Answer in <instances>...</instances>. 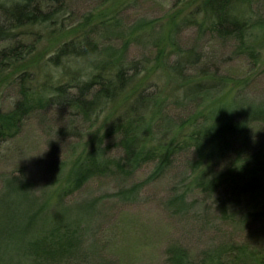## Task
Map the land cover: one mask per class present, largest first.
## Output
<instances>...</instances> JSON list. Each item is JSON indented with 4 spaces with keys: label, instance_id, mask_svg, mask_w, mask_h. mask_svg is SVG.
I'll return each mask as SVG.
<instances>
[{
    "label": "trees",
    "instance_id": "1",
    "mask_svg": "<svg viewBox=\"0 0 264 264\" xmlns=\"http://www.w3.org/2000/svg\"><path fill=\"white\" fill-rule=\"evenodd\" d=\"M239 1L249 4L252 0ZM232 2L238 1L202 0L205 12L213 21L211 27L203 23L200 32L205 29L213 38L237 40V52L246 58L251 71L256 70L264 61L247 46L245 39L249 30L257 29V24L251 19L229 16ZM66 14L72 16L69 0H0V66L6 61L7 66H14L18 61V47L24 42L22 36L29 35L18 33L21 29L39 27L45 32L60 20L69 21ZM92 19V14L84 16L85 23L73 28L72 38L58 46L48 60L53 71L69 77V81L58 83L55 75L49 73L36 78L24 76V83L34 86L18 84L19 98L11 103L8 111L0 110L1 159L13 149L10 143L19 137L24 121L35 110L71 108L82 123L89 122L90 127L87 130L84 126L66 125L60 128L58 135L75 137L78 142H83L86 133L103 117L100 127L103 135L98 140L92 141L82 152L73 146L76 159L64 182L59 178L67 169L63 160L55 162L53 180L40 188L39 195L35 194L36 186L30 180L12 175L0 177V264H38L39 260L57 264L65 260L79 246L78 232L92 225L95 216L94 203L65 205L67 199L96 178L119 176L123 181L129 180L147 165L153 167L144 181L116 193L123 202H136L145 186L175 174L173 172L180 168H176L177 164L184 165L177 181L182 182L185 177L190 184L182 191L177 185L178 193L168 200L167 205L175 215L186 210V198L191 193L238 201L258 195L264 198V154L254 151V147L264 144V102L242 109L234 96L225 105L211 107L206 116L197 111V119L203 118L202 123L195 121L190 132L187 129L186 133H177L182 127L180 124L175 127L171 122V104L160 99L162 93L168 90L175 100L205 99L218 88L227 87L233 77L211 72L209 53L208 56L193 50L185 55L178 52L173 38L181 28L176 24L168 43L164 44L163 39L157 43L159 52L168 62L163 64L165 69L157 79V90H142L149 87H146L147 62L130 60L129 48L152 25L141 23L122 35L119 45H104L94 35L101 28L106 31L118 28V21L114 17L104 18L91 25ZM166 46L170 48L168 52ZM173 55L175 59H171ZM87 58H93L96 63L89 72L80 66ZM192 69L196 71L189 74L188 70ZM84 72L87 73L84 75ZM145 73L146 76H142ZM159 82L164 84L160 86ZM121 101L119 108L113 109V114L107 118L105 113ZM221 110L223 113L217 120L215 113ZM240 111L243 115L237 116ZM170 135L172 138H168ZM179 258L171 256V263L180 264Z\"/></svg>",
    "mask_w": 264,
    "mask_h": 264
},
{
    "label": "rangeland",
    "instance_id": "2",
    "mask_svg": "<svg viewBox=\"0 0 264 264\" xmlns=\"http://www.w3.org/2000/svg\"><path fill=\"white\" fill-rule=\"evenodd\" d=\"M236 1V4L232 2L229 16L251 19L257 24V29L249 30L245 41L264 61V0H252L249 4ZM69 11L72 15L66 14L69 21L60 20L45 32L39 27H27L18 32L29 35L22 36L24 42L19 44L20 54L15 65L7 66L9 62L6 61L0 66V110L8 111L11 103L19 98L18 84L21 87L34 86L24 83V76L36 78L49 73L55 75L58 83L67 82L66 79L69 81V77L64 78L53 71L48 60L58 46L72 38V29L85 23L84 16L89 14L93 15L91 25L104 18L114 17L118 21V28L108 31L101 28L94 35L104 45H119L120 37L141 23L149 22L152 25L147 32L138 33L142 35L129 48L130 60L143 64L147 62L146 87H149L142 90H157V79L165 69L163 64L168 63L164 60L165 55L159 52L157 43L163 39L167 44L176 24L181 28L177 29L173 38L178 52L185 55L193 50L203 55L211 54V72L233 77L227 87L218 88L205 99L183 97L175 100L165 90L160 99L171 104L170 120L175 127L179 124L182 127L177 129V133L189 131L195 121L202 123L203 118L197 119V111L206 116V111L211 107L225 105L234 96H237L242 109L264 102V64L251 71L246 58L237 52V40L213 38L210 31L205 29L203 33L200 32L203 23L205 27H211L213 21L211 15L205 12L202 0H69ZM60 28L62 31H59ZM166 47L168 52L170 48ZM175 57L173 55L171 59ZM80 66L89 72L96 63L93 58H87L82 60ZM195 71L188 70V73ZM146 73L142 76H146ZM163 84L159 82L160 86ZM121 103H116L105 113L107 118ZM222 113V110L219 114L216 112L214 117L219 120ZM243 113L240 111L237 116ZM102 121L103 117L90 133H86L83 142H78L75 137L58 135L60 128L66 125L90 127V123H82L71 108L61 106L35 110L24 121L19 137L10 143L14 150L10 149L6 157L0 158V177L12 175L30 180L36 186L35 194L39 195L40 188L53 180L55 162L63 160L67 169L59 178L64 182L76 159L73 146L76 145V151L82 152L92 141L98 140L103 135L100 134ZM168 138H172L171 135ZM231 149L233 147L230 153ZM254 151L264 154V144L254 147ZM183 166L177 164L176 168H180L173 172L175 174L171 173L145 186L134 203L123 202L116 193L144 181L152 164L143 167L129 180L123 181L119 176L96 178L67 199L65 205L94 203L95 216L92 225L83 227L84 233L78 232L79 246L76 251L57 264H172L171 256L180 257V264H264V198L258 195L238 201L206 193H191L186 198V210L175 215L167 203L170 197L178 193L177 185L182 191L190 184L185 177L184 181H177ZM40 263L45 264L43 260H39Z\"/></svg>",
    "mask_w": 264,
    "mask_h": 264
}]
</instances>
